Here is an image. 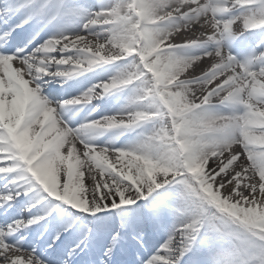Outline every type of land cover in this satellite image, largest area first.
I'll return each instance as SVG.
<instances>
[{
	"label": "snow or ice",
	"instance_id": "6c2138e0",
	"mask_svg": "<svg viewBox=\"0 0 264 264\" xmlns=\"http://www.w3.org/2000/svg\"><path fill=\"white\" fill-rule=\"evenodd\" d=\"M0 264H264V0H0Z\"/></svg>",
	"mask_w": 264,
	"mask_h": 264
}]
</instances>
